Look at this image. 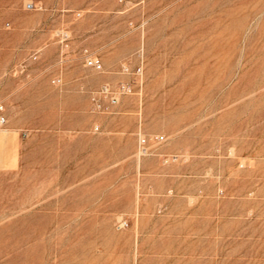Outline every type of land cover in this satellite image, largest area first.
Returning <instances> with one entry per match:
<instances>
[{
  "label": "rangeland",
  "instance_id": "1",
  "mask_svg": "<svg viewBox=\"0 0 264 264\" xmlns=\"http://www.w3.org/2000/svg\"><path fill=\"white\" fill-rule=\"evenodd\" d=\"M0 103V264H264V0H0Z\"/></svg>",
  "mask_w": 264,
  "mask_h": 264
},
{
  "label": "built area",
  "instance_id": "2",
  "mask_svg": "<svg viewBox=\"0 0 264 264\" xmlns=\"http://www.w3.org/2000/svg\"><path fill=\"white\" fill-rule=\"evenodd\" d=\"M86 66L95 70H101L102 64L97 59H87ZM54 83H60L59 81H54ZM104 93L108 94L111 99V103L113 105L118 104L120 95L117 92L112 91L110 87H106ZM7 123L6 115H5V106L4 104L0 103V126H3ZM157 141H164V137L160 136L157 137ZM138 151L139 154L142 156H146L149 154L150 147L149 142L145 136H140L138 140Z\"/></svg>",
  "mask_w": 264,
  "mask_h": 264
}]
</instances>
